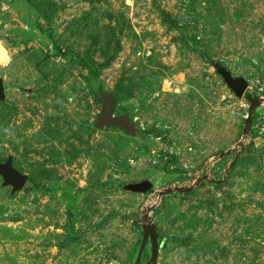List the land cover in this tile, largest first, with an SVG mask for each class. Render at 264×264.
Listing matches in <instances>:
<instances>
[{
	"label": "rangeland",
	"instance_id": "374dc122",
	"mask_svg": "<svg viewBox=\"0 0 264 264\" xmlns=\"http://www.w3.org/2000/svg\"><path fill=\"white\" fill-rule=\"evenodd\" d=\"M0 82V264H264V0H0Z\"/></svg>",
	"mask_w": 264,
	"mask_h": 264
},
{
	"label": "water",
	"instance_id": "95a60500",
	"mask_svg": "<svg viewBox=\"0 0 264 264\" xmlns=\"http://www.w3.org/2000/svg\"><path fill=\"white\" fill-rule=\"evenodd\" d=\"M225 83L232 89L235 95L238 98H242L244 96L246 90V83L242 79H233L227 72L221 71ZM4 97V88L2 83L0 82V99ZM246 100L250 102L248 116L246 118V123L248 124L251 119V115L256 106L261 104V99L257 97L251 98L250 95L245 96ZM103 124L117 126L128 133L135 134V130L128 124L126 119H112L110 113H107L102 120ZM0 175L4 179L5 185H10L13 187L14 191L21 190L26 183V176L19 174L15 171L9 162L0 163ZM151 188L150 184L143 183L140 185L133 186L131 188L132 191L138 193H146ZM162 196V195H160ZM144 233V241H150L151 247V258L148 264H156L157 254H158V246H157V234L153 226L147 225L142 227ZM144 244L140 248L139 257L142 253Z\"/></svg>",
	"mask_w": 264,
	"mask_h": 264
}]
</instances>
